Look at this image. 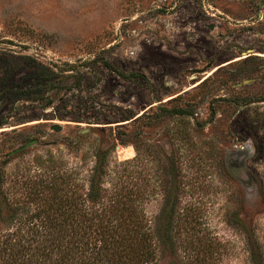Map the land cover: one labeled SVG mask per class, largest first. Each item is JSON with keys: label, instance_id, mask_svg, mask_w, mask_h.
<instances>
[{"label": "rangeland", "instance_id": "obj_1", "mask_svg": "<svg viewBox=\"0 0 264 264\" xmlns=\"http://www.w3.org/2000/svg\"><path fill=\"white\" fill-rule=\"evenodd\" d=\"M96 149L172 238L264 264V0H0L3 187Z\"/></svg>", "mask_w": 264, "mask_h": 264}, {"label": "trees", "instance_id": "obj_2", "mask_svg": "<svg viewBox=\"0 0 264 264\" xmlns=\"http://www.w3.org/2000/svg\"><path fill=\"white\" fill-rule=\"evenodd\" d=\"M31 100L52 104L36 95ZM96 153L82 177L54 158L6 187L0 176V264H219L212 240L187 238L178 225L172 238L169 221L152 222L132 183L104 186L107 150Z\"/></svg>", "mask_w": 264, "mask_h": 264}, {"label": "bare ground", "instance_id": "obj_3", "mask_svg": "<svg viewBox=\"0 0 264 264\" xmlns=\"http://www.w3.org/2000/svg\"><path fill=\"white\" fill-rule=\"evenodd\" d=\"M119 147H121V146H119ZM119 152H120L123 156H124L125 154H128V155H129V154H132V151L129 150L128 148H126V147H125V148H122V147H121V148L119 149ZM124 157H125V156H124Z\"/></svg>", "mask_w": 264, "mask_h": 264}, {"label": "water", "instance_id": "obj_4", "mask_svg": "<svg viewBox=\"0 0 264 264\" xmlns=\"http://www.w3.org/2000/svg\"><path fill=\"white\" fill-rule=\"evenodd\" d=\"M89 127H92V125H87L86 128H82L81 133H87L89 131Z\"/></svg>", "mask_w": 264, "mask_h": 264}]
</instances>
